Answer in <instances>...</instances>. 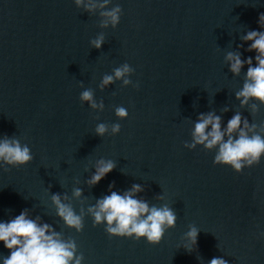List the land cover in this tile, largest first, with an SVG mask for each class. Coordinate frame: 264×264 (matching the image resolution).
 <instances>
[{
    "label": "water",
    "instance_id": "obj_1",
    "mask_svg": "<svg viewBox=\"0 0 264 264\" xmlns=\"http://www.w3.org/2000/svg\"><path fill=\"white\" fill-rule=\"evenodd\" d=\"M112 3L120 5L119 22L103 28L101 17L73 0H0V134L15 135L33 157L0 169V219L28 208L74 240L81 264H207L213 256L228 264H264V238L258 236L264 231V156L236 172L213 164L214 150L184 147L199 112L214 111L223 124L239 111L260 130L264 105L252 112L233 95L247 65L233 76L223 55H254L239 38L261 30L256 21L264 0ZM97 33L104 34L99 49L89 45ZM125 62L133 69L129 85L114 80L97 87L103 74ZM83 88L103 101V110L80 102ZM116 106L127 116L117 118ZM99 122L120 129L97 136ZM100 157L115 167L89 186L85 180ZM110 182L113 190L142 184L137 195L150 204L168 203L175 226L151 244L108 235L87 214L79 232L55 216L51 193H66L79 211L107 194ZM73 186L82 189L80 198L71 199ZM189 224L199 229L192 251L179 247ZM0 254H8L2 245Z\"/></svg>",
    "mask_w": 264,
    "mask_h": 264
},
{
    "label": "clouds",
    "instance_id": "obj_2",
    "mask_svg": "<svg viewBox=\"0 0 264 264\" xmlns=\"http://www.w3.org/2000/svg\"><path fill=\"white\" fill-rule=\"evenodd\" d=\"M76 7L88 13L95 12L100 19V27H115L119 22L121 8L113 4L112 0H73ZM111 4V7L109 5ZM257 24L260 31L246 30L240 36L242 42H249L245 51L254 52L252 56L241 58L240 51H226L223 61L227 63L228 71L237 76L243 66L247 65L243 73V81L234 97L241 107L248 105L255 112L257 105H264V13H258ZM104 42V34L97 33L89 39L91 47L99 49ZM237 49L241 44H237ZM133 69L128 63H122L111 70L110 74H103L97 85L104 88L119 80L122 86L131 83L129 74ZM79 83V82H78ZM81 103L97 111L103 110L102 100H96L90 88H83L78 96ZM251 101V103H250ZM221 112H227V106ZM117 118L127 116L123 106L113 109ZM250 123L247 117H242L239 111L222 124L221 116L214 111L199 112L192 122L190 141L184 147L192 149L200 145L205 150H214L213 164L227 165L232 170L240 172L242 168L252 166L264 156V121L259 125ZM120 129L118 123L111 125L103 122L96 123L94 133L103 136L105 133L116 134ZM32 153L26 143H21L15 136L0 134V169L5 166H20L32 160ZM115 167L112 159L103 157L92 162L93 171L86 178L89 186L97 184ZM87 170V166L85 167ZM123 171V169L121 170ZM47 191V189H46ZM143 191L140 183H132L123 190H113L110 182L107 194L96 198L94 203L74 210L66 193H51L48 197L54 207L55 216L63 225L79 232L82 229V218L85 214L91 217L92 224L103 223L104 231L108 235L131 237L133 240L143 238L151 244L159 243L166 229L174 227L176 213L168 203L150 204L138 193ZM82 189L77 186L71 188V199L80 198ZM157 200L165 197L157 195ZM199 229L189 224L183 233L179 247L192 251L196 245ZM264 238V231L258 233ZM0 245L8 250L5 256L0 254V264H81L82 255L76 251V244L71 238H64L62 232L54 229L53 224L45 222L39 215H30L28 208H22L18 214L7 220L0 219ZM207 264H228L222 256H213Z\"/></svg>",
    "mask_w": 264,
    "mask_h": 264
}]
</instances>
